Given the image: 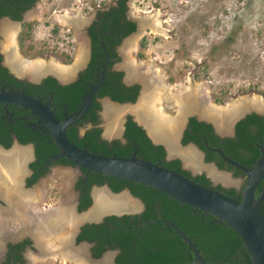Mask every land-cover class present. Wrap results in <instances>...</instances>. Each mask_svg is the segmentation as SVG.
Segmentation results:
<instances>
[{
	"label": "trees",
	"instance_id": "16d2710c",
	"mask_svg": "<svg viewBox=\"0 0 264 264\" xmlns=\"http://www.w3.org/2000/svg\"><path fill=\"white\" fill-rule=\"evenodd\" d=\"M39 1L0 0V18L10 16L14 20H21L23 13ZM114 1L116 2L115 5L98 13L97 20L92 23L89 29L93 45L95 47L102 44L105 45L111 57L115 54L113 47L119 45L124 38L137 30V23L128 19L129 0ZM32 27L33 24L27 22L24 24L22 32L30 34ZM101 38H103L102 43ZM146 49L147 38L144 37L139 44L138 56L140 59L145 58L144 51ZM2 60L3 56L0 53V78L19 84L18 79L2 65ZM65 61L69 63L71 60L65 59ZM103 61H106L104 49H94V56L91 62L75 81L69 84H61L56 78L48 76L39 84H29L27 91L30 94L42 97L45 101L50 99L53 107H56V115L60 119H64L65 113L74 115L79 111L91 87L100 79V76L99 78L97 76V70L99 64ZM122 76L123 72H109L107 70L104 84L96 96L103 97L108 95L113 100L121 103L135 102L137 94L129 97L124 94L125 92L121 93L117 86L114 88L115 84L120 85ZM100 110L101 104L95 99L87 115L69 127L67 132L69 138L80 147L106 156L117 155L130 158L134 153H137L136 156L138 158H144L175 170L193 179L196 183L222 191L228 196L241 200L240 191L235 188H225L220 184L213 185L211 179L205 173L193 176L189 170L182 167L180 159L165 160L164 146L153 145L147 137L146 130L134 120L132 115H128L126 118L125 142L120 139L111 141L103 139ZM261 119H264V117L251 114L239 122L238 125L245 133H239L235 140L225 141L223 148L228 157L232 156L242 163H251L260 155L258 148L250 146L253 144L250 143L252 137H250L251 132H248L247 129L252 124L258 131L262 132L264 140V122ZM86 123H90L92 126L80 137L78 128ZM47 132H49V129ZM26 134L27 132L25 131L21 133L23 142H34L39 158L46 153H58L61 150L51 134L42 136L40 139L36 136L28 138ZM213 135L212 124L199 121L196 117H191L187 128L184 130L182 143L194 142L200 149L206 151V161L215 160L220 168L235 169L237 176L243 174L242 171L230 163H226L223 156L211 153L204 145L202 140L209 139L211 141ZM215 139L216 141L220 140L218 136ZM153 148L156 150H153ZM245 149L249 152L256 149L254 156L247 161H245L246 159L243 158V155H240ZM66 159L69 162V158L66 157ZM87 170L84 169V172ZM91 173L94 175L88 176L87 182L89 185L94 183L102 185L106 182L115 192L129 187L132 194L141 198L146 206V210L139 215L122 217L110 215L98 224L86 225L84 231L87 233V238L89 240H97L95 250L100 247L99 252H95V255H100L108 249L119 248L120 252L116 257L115 264H186L193 262L196 259L193 249L172 225L161 220L151 222L142 227L138 226L148 221L163 218L175 223L194 242L208 262L212 264H253L251 255L240 235L233 227L223 221H219L214 215L204 214L202 210H196L194 207L183 204L154 187L104 175L96 171H90ZM81 183L82 179L79 182V186ZM91 204L92 201L88 199L86 204L80 205V210L88 208ZM258 208L264 216V199Z\"/></svg>",
	"mask_w": 264,
	"mask_h": 264
},
{
	"label": "rangeland",
	"instance_id": "374dc122",
	"mask_svg": "<svg viewBox=\"0 0 264 264\" xmlns=\"http://www.w3.org/2000/svg\"><path fill=\"white\" fill-rule=\"evenodd\" d=\"M113 2L114 0H40L35 7L43 10L40 19H33L29 15V12H33L35 8L26 13L25 21L33 24L31 33H23L19 29L20 32L17 34L19 53L23 58L39 57L50 60L54 57L63 64H72L78 54V37L87 45L83 32L90 24L96 9L108 7ZM128 6V14L137 23V30L129 37L136 35L144 26L143 23H146L144 14L157 9L162 12L164 26L167 29L166 36L150 32L141 35L142 37L138 39V51L134 55L143 65H147L152 58L167 78L170 77L168 84L178 87L185 82L188 75H191L194 81L202 82L210 89L212 100L218 104L229 100H240L252 94L264 98V0H129ZM65 11L73 15L81 14L78 21L81 25L78 30L57 21L56 15ZM2 25L4 20L0 22V52L4 63L8 64L9 53L5 48L7 38ZM129 37L124 40L121 51ZM144 37L147 38V49L144 51L145 58L140 59L139 44ZM86 51L88 56V48ZM121 53L123 55L116 66L124 70L125 80L133 81L128 76L127 57L124 52ZM65 59L71 61L67 63ZM77 74L78 71L76 76ZM23 76L30 79L33 77L29 73H24ZM140 96L132 107L137 105ZM215 98L217 101L214 100ZM104 101L100 112L104 135H107L106 131L111 126H117L118 129L121 127L124 132L128 115H132L139 124L145 125L130 110L118 117H115L116 114L112 117L105 116ZM165 108L172 116L178 114L170 101L165 102ZM186 120L185 118L182 121L183 125L179 132L180 145ZM119 136L120 134L109 139ZM189 146L191 145L183 148ZM201 157L205 163L203 153ZM182 164L183 167L188 168L185 162L182 161ZM193 172L206 171L193 170ZM53 178L60 176L55 173L51 182ZM64 179L65 177L59 179L62 186ZM236 180L239 182L238 187L244 183L242 177H236ZM229 185L231 184H224L225 187ZM111 264H113L112 259Z\"/></svg>",
	"mask_w": 264,
	"mask_h": 264
},
{
	"label": "bare ground",
	"instance_id": "6f19581e",
	"mask_svg": "<svg viewBox=\"0 0 264 264\" xmlns=\"http://www.w3.org/2000/svg\"><path fill=\"white\" fill-rule=\"evenodd\" d=\"M42 14L43 10L40 7L35 8L31 13L29 12V15L33 19H40ZM80 15H73L65 11L58 13L56 19L62 25L70 26L74 29L77 28L76 30H78L81 25L78 22ZM144 16L145 18H143L146 21V23H143L144 26L141 27L136 35L129 37L123 46V52L127 57L126 67L128 66L129 78L141 79L144 84L140 99L134 107L130 104H124L119 107L106 100L104 101V104L106 102L104 105V115L112 117L116 114L115 117H118L129 110L132 111L137 115L140 122L145 124L144 126L148 128L153 137L165 140L169 153L172 156L180 155L186 165L193 170L201 171L206 169L215 180L221 181L226 185L236 184L238 181L232 179L229 174L218 171L211 164H205L201 159L200 152L194 146L181 147L178 138L180 128L183 125L182 121L185 120L188 114L197 113L199 116L213 122L216 128L224 133L228 131L230 123L238 118L244 110H247L249 106H253L259 111H264V98L260 95L252 94L240 100H229L218 104L212 100L210 89L202 82L194 81L191 75H188L185 82L178 87L168 84L167 75L152 58L144 66L139 63V60L134 55L138 51V39L142 37L141 35L149 32L163 36L167 34L160 10L157 9L154 12H148ZM144 20L141 21L145 22ZM2 29L6 33L7 38L5 48L9 53L8 62L13 68L17 67L14 70L18 73H29L32 76H36L45 72L57 71L63 78H67L69 75L75 73L85 60L87 48L83 40L78 37L80 36L79 34L77 36L78 54L75 61L67 65L59 62L54 57L50 60L39 57L34 59L23 58L17 46V34L20 29V23L4 21ZM168 101L172 102L173 107L176 108L178 113L176 116H172L167 112L165 102ZM120 132L121 127L118 129L117 126H111L106 131L108 137L116 136ZM29 154V147L16 146L9 152L0 150V182L14 185L13 188L17 190V178H21L19 175H22L20 174L22 161ZM64 177L65 197L57 204H44V195L40 193L41 188L39 189L40 198L35 201L32 198L37 197L39 193L37 195L36 193L24 194L17 190L16 196L21 197L19 201L22 203L19 202L18 205L20 208L17 207L16 209V207L12 206L14 205L12 199L14 197L16 198V196L13 193V197L9 190H7L4 197L9 202L10 208L0 209V240L5 237H14V233L26 221L29 224L36 225L38 236L42 235L46 238L44 239L47 242L45 248H48L47 250L52 249V252L50 251L48 254H52L54 256L53 258L59 259L64 264H92L85 260V258H77V256L79 257L84 252V248L78 252H70L68 250L70 249L68 247L72 229L81 219H95L99 215L113 211L138 210L140 203L128 193L113 195L108 190L100 188L96 191L95 205L79 218L73 210L69 191L72 173H66ZM39 237L41 238V236ZM95 264H110V255H105L101 262Z\"/></svg>",
	"mask_w": 264,
	"mask_h": 264
},
{
	"label": "flooded vegetation",
	"instance_id": "af4514ba",
	"mask_svg": "<svg viewBox=\"0 0 264 264\" xmlns=\"http://www.w3.org/2000/svg\"><path fill=\"white\" fill-rule=\"evenodd\" d=\"M37 3L38 2H36L31 8H29L28 10H26L23 13L21 20H14L10 16H3L0 18V22L4 20L7 22L20 23V25H21L20 29H21V31H23L24 24L27 23L25 21L26 13L29 10L35 8L37 6ZM115 4H116V2L114 1L108 7H99L96 9V12H95L90 24L85 28V30L83 32L84 36H85L86 43H87L86 48H88V56H87V52H86L85 58H84V59H86V61L84 60L85 62H83L82 66H80L76 70L75 73L69 75L67 78H63L59 72L53 71L54 73H57V75H55L53 73H49L41 81H34V80H32L26 76H23L24 73H18V72L16 73L14 68H17V67L12 68V65L10 66L9 62H8V64H5L4 61L2 60V65L4 67H6L8 69V71L10 72V74H12L16 79H18V81L20 83L16 84V83L10 82L8 80H5L3 78H0V93H2V92L25 93L29 96H33L35 98L41 99L42 101L47 103L51 107V109L54 110V112H55L56 107L55 108L53 107V103L51 102L50 99L48 101H45L42 97H38L36 95L30 94V92L27 91V87L29 86V84H39L48 76H52V77L56 78L61 84H69L71 82H66L67 79L75 77V75L78 71V75L73 80V81H75L79 77L80 73L83 72L88 67L89 63L91 62V60L94 56V49H104V51L106 52V61L105 62L103 61V62H101V64H99V67L97 70L98 78L100 76L99 81L102 79L103 76H104V81H105L107 70L109 72H123V76L120 80V85L115 84L114 88H116V86H117L118 87L117 89L121 93L125 92L124 94L129 96V97H132L133 95L137 94V98H138V96L141 95V93H142V89L144 88V84L142 83V80L138 79V78L133 79V81L125 80L124 79V74H125L124 70L118 69L116 66V64L120 61L121 56L123 55V53H121L124 51V50L121 51L122 44H123L124 40L127 37H129L131 34L128 35L126 38H124L123 41L119 45H115L113 47V49H115L114 50L115 54H114V56L111 57V56H109L107 48L105 45L102 44V45H98L97 47H95L93 45V40H92L91 34L89 32V29H90L92 23L95 20H97V18H98V13L100 11H104L106 9H109L110 6L115 5ZM127 15H128V19L135 21L128 14V12H127ZM102 39L103 38H101V43L103 41ZM13 66H15V65H13ZM127 69H128V66H127ZM152 73H154V72H152ZM167 82H170V77L167 78ZM96 84H94L93 86H95ZM103 84H104V82H103ZM103 84H102V86H103ZM96 94H95L96 98L94 97V100L96 99L98 102H100L101 110L103 107V101L105 99H108L112 102H118V101L113 100L108 95L103 96V97H99V96H96ZM213 98H214V96H213ZM214 100L217 101L216 98ZM135 102H123L122 104L135 103ZM118 103H121V102H118ZM101 110H100V112H101ZM100 112H99V115H100ZM251 114H255L257 116L264 117V111H259L255 107L249 106L247 108V110H244L243 113L238 118L234 119L230 123V127H229L228 131L222 133L216 128V126L214 125L213 122H211L210 120H208L206 118L199 119L197 117L198 114L195 113L194 115L192 114V115L188 116L185 129L187 128V125H188L191 117H196L197 120H199V121L212 124L213 134L215 135V137L218 136L220 138V140L216 141V139L213 135V139L211 141H209V139H205V137H204L205 140H202V141H204V145L209 149V151L211 153L220 155L222 157L220 150H222V152L225 153V150L223 148L225 141H230V139L235 140L238 137L239 133H241V134L245 133V131L242 130L238 124L240 121H242L243 119H245L247 116H249ZM68 115H70V114H67V113L64 114V116H68ZM261 120H263V122H264V119H261ZM125 122H126V120H125ZM91 126L92 125L90 123H86L85 125L79 127L78 128V135L81 137L85 133V131L87 129H89ZM48 129L49 128L44 124V122L39 117L33 115L32 111L30 109L22 106L21 104H17L14 102H1L0 103V150L5 151V152H9V151L13 150L14 147H16V146H18V147H29L30 148L29 156L27 158H25L22 161L23 163L21 164V173L20 174H22V175H19L21 178H17L18 179V183H16L17 184L16 185L17 190L21 193H24V194L36 193V195H37L39 193V189L41 188L40 193H42L44 195V197H43L44 198V200H43L44 204H46V205L57 204L58 202L62 201L65 197V192H64L65 191L64 190L65 180H64L63 186H62V183H60L59 179L61 177H64L66 173H72V180L70 182L69 191L71 194L73 210L79 218L82 217V214L88 212L89 209H91L92 205L94 204V201L96 203V191H98L100 188L106 189L105 188V186H106L107 187L106 190H108L111 194H113L112 192L121 193L123 191H128L129 192L128 194H130L131 197L133 196V198L136 199L140 203V208L138 210L117 211V212L113 211V212H107V213H104L102 215H99V217L95 218V219L94 218L84 219V220L81 219L78 222V224H76V226L72 229V234H71L70 243H69V247H68V248H70V249H68L70 252H72V251L78 252L80 249L84 248V252L81 254L79 253L80 255H79V257L77 256V258H81V257L85 258V260L91 262L92 264L101 262V260L105 257V255H108V254L110 255V264H111V259H112L113 264H115L116 263V257L119 254L120 249L119 248L108 249L105 252L101 253L100 255H95V252H99L100 247H97L96 250L94 249L97 246V240H89L87 238V233L84 231V227L88 224H98V223L102 222L105 217L110 216V215L122 217V216H127V215L142 214L146 210L145 203L141 200V198L134 196L129 187H127V188H125L119 192H115L112 190V188L106 182H105V184H102V185H98L96 183L89 185L87 182L88 176H93L94 174L93 173L90 174L89 170L84 172L85 168H77L75 166V164H73L70 160H69V162L67 161L66 156H60L58 158H54L56 155H58L61 152V150L58 153H52V154L46 153L39 158L37 155V152H36L35 143L31 142V141L30 142H23L21 133H22V131H25V132H27L26 135L28 138L36 136L38 139H40L42 136H48L51 134L50 129H49V132H47ZM124 130H125V124H124ZM247 130H248V132H251L250 137H252L250 143H253V144H251L250 146L258 148L260 150V155H258L256 157V159L254 161H252L251 163H249V162L242 163L241 161L234 159V157H232V156H229V158H232L234 161L240 163L242 166H244L248 169H252L254 164L264 155V140L262 138V132L258 131L255 126H252V124L249 125V128ZM67 132H68V130H67ZM124 132L121 130L119 137L109 139V137L107 135H104L103 131H102V138L106 139L108 141H111L114 139H120L122 142H125L126 139L124 138ZM146 134H147V137L150 139V141L152 142L153 145L164 146L165 153H166L165 154V160L176 159V157L175 158H173V157L169 158L166 145L164 144V141H163L164 139L160 140V139H156L155 137H153L152 134L149 132L148 128H147ZM183 134H184V131H183ZM182 138H183V135H182ZM182 138H181V145L182 146H186L188 144L193 143L204 154V160L206 161L207 153L205 150L200 149L199 146L197 144H195L194 142H189L188 144H183ZM153 150H156V149L153 148ZM255 150L256 149L249 152L245 149L242 152L240 151L241 152L240 155H243V158H245L246 159L245 161H247L249 158H252L254 156ZM226 156H227V154H226ZM178 159H180V158L178 157ZM224 161H226V163H230L229 161H227L225 159H224ZM206 162L213 163L218 168V170H220V172H222V170H226L228 172H231V178L233 177L232 179H234L235 181H236V177H242L244 179V183L242 185H240V187H238L239 182H237L236 184L232 183L231 185H229V187H225L223 182L215 180L208 173V171L206 169H204L209 175L206 172H204V173L211 179L213 185L220 184L221 186H223L225 188H235L236 190L240 191V193L242 195L243 186L245 184L246 177H247V175L242 170H240L239 168H237L236 166H234L230 163L232 166H234L235 168L242 171L243 174H241L240 176H237L235 174V169L229 170L226 167L220 168L218 166L217 161H215V160L214 161H206ZM181 164H182V160H181ZM182 167H183V164H182ZM184 169L189 170L193 176H197L199 174H202V173H194L190 168H184ZM62 172L64 174H62ZM55 173L58 174V176H60V178H53V180L51 182V178L53 175H55ZM81 179H82V183L79 186V182ZM13 186L14 185H11L9 183L5 184V183L0 182V209L10 208L9 202H7V200L5 199L4 194L6 193L7 190H9V192L13 195V197H14V194L16 196L17 190L14 189ZM263 190H264V180H262L258 185L256 194H255L256 199H258L260 197ZM40 193L37 197H33L32 200L33 201L38 200L40 198ZM113 195H115V194H113ZM20 199H21V197H18V196H16V198L14 197L12 199V201L14 202L13 203L14 205H12V206L16 207V209H17V207L20 208L18 205V203L20 202L19 201ZM88 199H90L92 201V204L88 208L80 210L81 209L80 205L86 204ZM20 203H22V202H20ZM260 203H261V201H260ZM260 203H259V205H260ZM46 205H44V206H46ZM161 219H163V218H161ZM144 225H146V224L142 223V224H139L138 226L142 227ZM14 235H15L14 237H10V238L5 237V238H2L0 240V264H64V263H62V261H59V259L53 258L54 256H52V254L51 255L48 254L50 251L52 252V249L47 250L48 248L47 249L45 248V246L47 245V242L44 239H46V238L43 237L42 235H39V236H41V238L38 236L35 224L32 225V224H29L25 221V224H23L21 227H19V229L14 233ZM66 264H72V263H66Z\"/></svg>",
	"mask_w": 264,
	"mask_h": 264
},
{
	"label": "water",
	"instance_id": "95a60500",
	"mask_svg": "<svg viewBox=\"0 0 264 264\" xmlns=\"http://www.w3.org/2000/svg\"><path fill=\"white\" fill-rule=\"evenodd\" d=\"M47 74L45 72L31 78L34 81H41ZM53 74L57 75V73L54 72ZM75 78L76 77L67 79L66 82H73ZM103 82L104 76L91 88L89 94L85 97L81 109L74 115L65 116L64 119H60L47 103L25 93L2 92L0 93V103L14 102L21 104L30 109L33 115L39 117L44 122V124L50 129L53 140L61 149V152L54 158L66 156L77 168H85L89 171H96L104 175L154 187L183 204L194 207L196 210H202L204 214L214 215L219 221H223L233 227L240 235L251 255L253 264H264V216L258 208L260 201L264 199V190L258 199L255 198L258 185L264 180V155L254 164L252 169H248L234 161L232 158L227 157L222 150H220V153L225 160L229 161L232 165L236 166L247 175L243 186L241 200H238L226 195L222 191L196 183L193 179L175 170L153 163L144 158H138L136 153L130 158H125L117 155L106 156L90 152L86 148L80 147L72 141L68 136L67 130L71 125L82 120L88 113L93 104L95 94L100 89ZM108 101L116 103L117 105H124L122 103ZM125 104L133 105L134 103ZM192 114L193 113L188 114V116ZM188 116L185 118L187 119ZM197 117L199 119L203 118L199 115H197ZM139 125L143 126L147 132V128L144 125ZM163 141L166 145L165 140ZM188 145L194 146L198 149L193 143ZM166 148L168 156L172 158L167 145ZM198 151L200 152L199 149ZM201 153L202 152H200V154ZM179 158L185 162L181 156H179ZM205 163L210 164L206 161ZM211 165L216 167L213 163ZM187 167L190 168L189 166ZM190 169L193 171L192 168ZM216 169L218 168L216 167ZM222 171L231 176L230 172L226 170ZM105 188L107 189L106 186ZM112 193L118 195L129 192L123 191L121 193ZM161 220L172 225L183 237L184 241L193 249L196 259L193 262L186 264H212L204 258L194 242L170 220L155 219L146 222L145 224Z\"/></svg>",
	"mask_w": 264,
	"mask_h": 264
}]
</instances>
